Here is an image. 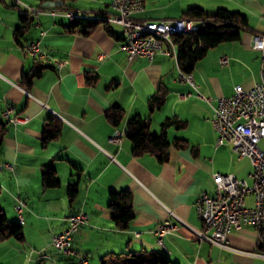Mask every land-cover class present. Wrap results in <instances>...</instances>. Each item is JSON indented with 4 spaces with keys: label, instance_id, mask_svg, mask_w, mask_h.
<instances>
[{
    "label": "crops",
    "instance_id": "0c3cea01",
    "mask_svg": "<svg viewBox=\"0 0 264 264\" xmlns=\"http://www.w3.org/2000/svg\"><path fill=\"white\" fill-rule=\"evenodd\" d=\"M111 1L63 0L57 6L62 9L48 7L33 13L25 6L40 9L39 0H0V122L7 128L0 163L13 164L12 170H0V207L10 222H18L16 198L25 202L24 238L0 241V264H82L81 257L86 264H99L110 253L164 252L155 235L164 220L175 225L163 237L172 264H264L258 255L264 242L251 226L232 228L226 247L198 239L203 224L195 201L202 192L215 194L213 174L233 173L250 184L252 166L230 144H217L212 108L191 85L178 79L172 57L157 53L152 60L127 58L121 49L122 29L104 21L112 13ZM190 7L207 13L220 7L238 11L253 33L264 35V0H144L143 10L133 17L182 18ZM22 10L31 14L33 22L16 38ZM65 10L81 20L73 30L69 26L74 19ZM89 24H94L91 31L82 33ZM253 33L243 32L239 41L217 45L210 55L209 49L197 62L191 74L202 96L213 100L230 96L235 85L249 88L261 80L264 65L261 51L252 47ZM33 41L40 42L44 57L26 52ZM223 56L229 59L224 66L219 63ZM37 66L43 69L26 85L23 77ZM235 75H240L239 80ZM226 76L231 77L228 88L223 87ZM155 95L164 101L150 112L148 101ZM113 106L124 110L117 125L104 115ZM7 109L12 112L6 115ZM13 115L27 120L12 122ZM135 115L149 118L154 134L161 133L165 120L185 123L181 129L166 128L170 147L165 161L149 153L132 154L126 122ZM49 118L57 119L61 130L43 144L42 129ZM176 140L184 142L175 147ZM46 165L55 170L59 186L43 187L41 173ZM72 182L78 184V191L70 200L67 187ZM120 190L131 193L134 213L123 229L115 225L107 206L110 191ZM79 211L87 214L88 223L72 236L70 247L77 255L67 256L53 247L52 235L63 231L68 218Z\"/></svg>",
    "mask_w": 264,
    "mask_h": 264
},
{
    "label": "built area",
    "instance_id": "2783aa9c",
    "mask_svg": "<svg viewBox=\"0 0 264 264\" xmlns=\"http://www.w3.org/2000/svg\"><path fill=\"white\" fill-rule=\"evenodd\" d=\"M19 3V0H14ZM112 13L105 17L108 24L118 25L122 29L123 43L121 49L127 58L139 56L152 60L157 53H165L172 57V48L166 41L169 28L198 27L193 19L176 18L162 20H140L133 14L140 12L144 7V0H112L110 3ZM25 8L33 13L41 9L31 6ZM66 16L73 13L64 11ZM141 29H155V34H163V41H137L136 33ZM43 34V33H42ZM39 41H33L26 46V52L34 57H44ZM252 47L261 51L262 65H264V35L252 36ZM220 65L229 63L223 56L219 59ZM60 63L58 64V66ZM261 80L249 88L237 84L233 87L230 96L219 97L213 100L204 97L198 91L192 74L178 72V79L191 85L196 93L212 108L211 123L216 132L218 145L230 144L232 151L239 158H247L252 166L249 177L252 182L248 184L244 179H238L233 173H214L215 194L208 195L202 192L195 201L198 217L203 228L198 232V239L207 240L220 247L227 246V235L232 228L251 226L259 233L264 242V69L261 71ZM12 112L7 109L5 114ZM27 117L13 115L12 122H24ZM117 141V137H114ZM13 169L11 162L0 163V170ZM252 197V202L247 199ZM25 202L17 197L14 209L18 217H23ZM88 223L86 213L79 211L72 214L67 220L66 228L52 235V245L60 253L67 256H76L71 249L73 234ZM175 225L169 220L160 222L155 228L156 243L165 248L163 237L173 231ZM167 251V249H166ZM264 259V250L258 253ZM82 264H86L85 257H81Z\"/></svg>",
    "mask_w": 264,
    "mask_h": 264
},
{
    "label": "trees",
    "instance_id": "16d2710c",
    "mask_svg": "<svg viewBox=\"0 0 264 264\" xmlns=\"http://www.w3.org/2000/svg\"><path fill=\"white\" fill-rule=\"evenodd\" d=\"M40 9L45 1L39 0ZM53 1V0H52ZM63 1V0H62ZM62 9L63 7H56ZM67 11V10H65ZM182 18L193 19L198 23L196 31L176 34L172 36L178 55V67L183 73L190 74L198 61H200L207 51L221 43L239 41L243 32H251L247 18L238 11H230L226 8H217L212 13H207L200 7H190L184 11ZM33 18L27 10H22L19 15V25L14 31L16 38L22 36L31 26ZM81 22L75 19L74 24L70 25L71 30ZM94 24H89L81 28V32L87 34L91 31ZM255 34V33H253ZM43 67L37 66L30 74H25L23 80L25 84H30L34 77L40 74ZM164 97L155 95L148 101V109L153 112L163 103ZM105 118L117 125L124 117V110L118 106L110 107L104 112ZM176 129L185 127L181 121L165 120L161 124V133L154 134L150 131V119L139 115L130 117L126 122V136L132 143V154L139 156L143 153L153 155L159 162L166 160L167 150L170 147L165 130L168 126ZM6 124L0 122V146L6 133ZM61 130V124L55 118H49L43 125L42 142L43 144L55 139ZM179 142H173L175 147H179ZM42 185L44 188H54L59 186L55 170L51 165H46L41 173ZM78 191V184L72 182L67 187V196L73 200ZM108 208L111 218L118 228H125L133 218L131 193L125 190L110 191L108 195ZM16 239L22 241L24 232L19 222H10L4 210L0 207V241L6 239ZM99 264H172L165 252H153L141 250L133 253H110L99 259Z\"/></svg>",
    "mask_w": 264,
    "mask_h": 264
},
{
    "label": "bare ground",
    "instance_id": "6f19581e",
    "mask_svg": "<svg viewBox=\"0 0 264 264\" xmlns=\"http://www.w3.org/2000/svg\"><path fill=\"white\" fill-rule=\"evenodd\" d=\"M71 19H76L78 17L74 16L73 14L68 16ZM79 19V18H78ZM90 21H96L95 18H89ZM198 27H179V28H169L166 33V41L168 42L169 48H172V58L174 59L176 65L178 66V55L177 50L175 47V44L172 40V36L176 34H183L188 33L192 31H196ZM136 40L137 41H148V40H154V41H163V34H155V29H141L138 33H136ZM178 72H181V70L178 67ZM24 221V218L18 217V222L22 224ZM163 251H166V248H163Z\"/></svg>",
    "mask_w": 264,
    "mask_h": 264
},
{
    "label": "rangeland",
    "instance_id": "374dc122",
    "mask_svg": "<svg viewBox=\"0 0 264 264\" xmlns=\"http://www.w3.org/2000/svg\"><path fill=\"white\" fill-rule=\"evenodd\" d=\"M221 45H223V44H221ZM218 46H216V47H214V48H212V50H210L209 51V55L212 53V51H214V49H216ZM233 77V76H232ZM229 78H231V77H229V76H226L224 79V85H223V87L224 88H228L229 87V84H230V82H231V80H228ZM239 78H240V75H235V77H234V79L235 80H239ZM194 79V78H193ZM205 97H209L208 95H205Z\"/></svg>",
    "mask_w": 264,
    "mask_h": 264
},
{
    "label": "water",
    "instance_id": "95a60500",
    "mask_svg": "<svg viewBox=\"0 0 264 264\" xmlns=\"http://www.w3.org/2000/svg\"><path fill=\"white\" fill-rule=\"evenodd\" d=\"M63 2L61 0H50V1H45L42 6L43 7H57L61 6Z\"/></svg>",
    "mask_w": 264,
    "mask_h": 264
}]
</instances>
